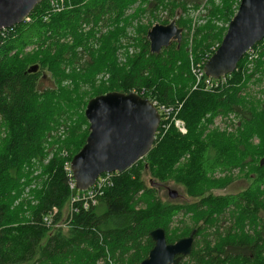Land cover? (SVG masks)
Masks as SVG:
<instances>
[{"label":"trees","instance_id":"1","mask_svg":"<svg viewBox=\"0 0 264 264\" xmlns=\"http://www.w3.org/2000/svg\"><path fill=\"white\" fill-rule=\"evenodd\" d=\"M56 1L63 2L62 12L51 14L44 21L49 8V0H44L35 6L28 21L7 30L6 37L0 40V264H96L107 255L118 264H139L153 247L149 233L157 228L165 231L170 244L196 230L191 252L179 264H264V166L259 165L264 156V103L245 100L236 86L223 92L194 90L188 94L193 79L184 39L179 46L172 42L160 53L152 54L144 30L137 40L139 52L119 66L114 44L124 29L117 27L101 35L99 48L90 51L87 44L94 39L93 27L109 20L118 23L130 5L151 0ZM237 2L221 0L216 6L208 0L209 20L196 29V63L206 55L211 42H220L223 37L225 30L214 21L229 23ZM155 4V8L167 11L169 17L178 8L183 13L188 11L186 4L178 0H156ZM82 24L92 25L93 29L85 33ZM189 24L187 18L176 20L182 28ZM67 34L72 36V44L59 43V38ZM79 46L88 50L90 62L77 71L73 66L79 60ZM29 48L37 51L24 55ZM35 65L37 71L27 73ZM45 70L56 88L39 91L38 82ZM100 72H107L109 80L94 87V78ZM236 75L231 74L234 82ZM65 81L69 84L63 85ZM85 85L91 87V92L83 90ZM141 88L150 90L159 104L170 105L185 99L179 117L187 128L186 135L171 127L144 158L115 178L97 207L75 214L65 232L41 225V217L52 208L61 216L70 197L59 155L37 178L46 177L41 189L33 193L36 205L23 202L14 206L22 192L24 167L45 156L48 136L61 121L69 128L60 144L73 157L89 133L84 116L88 100L108 92L127 94ZM142 97L150 98L149 93ZM221 112H236L240 116L241 128L236 135L216 131L205 134L201 120ZM253 137L259 139L257 146L251 144ZM182 158L185 162L180 163ZM247 167L251 174L245 190L234 195L211 193L212 189L225 188L232 182L230 178L212 179L217 170ZM146 168L156 184L173 181L198 201L181 204L161 200L157 189L146 187L141 179ZM137 203L142 207L137 208ZM181 212L191 213L192 226L182 223V227L171 229L173 218ZM227 212L232 222L222 233L218 224ZM27 213L32 219L24 222ZM208 230L211 232L207 233ZM229 249L245 253L231 254Z\"/></svg>","mask_w":264,"mask_h":264},{"label":"water","instance_id":"2","mask_svg":"<svg viewBox=\"0 0 264 264\" xmlns=\"http://www.w3.org/2000/svg\"><path fill=\"white\" fill-rule=\"evenodd\" d=\"M44 0H0V31L22 23ZM149 50L158 54L175 41L182 29L174 21L154 25L147 32ZM264 39V0H240L237 12L216 51L203 66L206 76L218 79L236 70L245 53ZM38 66L28 69L36 72ZM84 116L89 133L82 148L72 157L71 169L80 191L91 187L103 173H123L152 149L160 117L151 102L135 92H108L88 100ZM264 166V156L259 161ZM170 199L177 198L169 191ZM196 230L174 243H167L165 231L152 230L153 247L139 264H179L191 252Z\"/></svg>","mask_w":264,"mask_h":264},{"label":"rangeland","instance_id":"3","mask_svg":"<svg viewBox=\"0 0 264 264\" xmlns=\"http://www.w3.org/2000/svg\"><path fill=\"white\" fill-rule=\"evenodd\" d=\"M163 1H165V3H168V1L170 0H163ZM178 1L186 4V7L188 9L187 13H183L181 9L178 8L175 10L174 16L169 17L167 14V11L163 10L161 7H159L158 9L155 8L157 7L155 4L156 0H151L149 3L137 1L133 3L132 5H130L125 10L124 15L122 16V20L119 21L118 23H114L109 20L106 23L99 22L96 27H93L92 25L82 24V29H83V32L85 33L87 32L89 33V31L95 28L94 39L91 40L89 44H87V47L90 49L91 52L94 50H97L100 46L98 43V39L100 38L101 35L111 33L117 27L123 28L124 34H121L119 36L117 43L111 44V45L114 44V46L116 47L115 54H116V60H117L118 65L123 66L126 64L128 57H131L132 55L139 52V48L137 47V40H139L144 30L146 33L145 38L148 41L147 32L154 25H157V24L168 25L172 21H174L176 24V20H178L179 18H183V19L187 18L190 20V24L188 26H186L185 28H182L177 25V27L182 29V39H184L185 44H186V54H187V59L189 61L190 55L194 57L193 47H194L196 29L200 26H203L207 22V20H209L208 0H178ZM213 1L216 6L220 5L221 0H213ZM239 2L240 0H238L237 2L235 13L237 12ZM165 21H168V24H164ZM214 23L219 28H223L225 30L223 34V37H224L229 23L224 24L219 21H214ZM58 41L59 43H62V44L71 45L73 42V39H72V36L67 34L59 38ZM221 41L211 42L209 49H208L209 51L205 50L204 54L206 55L202 57V60L199 63H201L209 54L211 56L216 51V49L219 47ZM173 43L177 44L175 41H173ZM36 51H37L36 49L29 48L25 50L24 55H30ZM77 53L79 54V60L74 64L73 67L77 71H80L87 67L86 65L90 62V55L88 54V50H85L84 46H79L77 48ZM210 56H208V58ZM245 63H246V60L244 59L242 65L239 67L238 72H236L237 74L235 78L236 82H234V77L230 76L227 79V84L223 88H219L216 91H210L207 93L220 92V91L223 92L224 90L228 89L230 86H236V88L240 90L239 95L242 98L250 102L263 104L264 103V45L260 46L258 56L251 63V66L243 70ZM69 70L70 68L67 67L66 72H68ZM41 75L42 76H40V80L38 82V87H37L39 91L56 88L53 82V79L50 76V73H48L45 70L42 72ZM108 80H109V74L107 72H100L94 78V87H98L99 85L103 83H107ZM68 84H69L68 81H65L63 83V85H68ZM192 89H193V81L191 80L190 89H189L188 94L192 92ZM83 90L87 92H91V87L88 85H85L83 86ZM140 90L144 91L145 94L149 93V97L152 99H155L158 102L157 98L154 95H151L150 90L141 88L137 91H140ZM137 91L131 90L130 92H137ZM184 100L183 101L176 100L173 104L167 105L168 107L173 108L172 115L176 116V118L180 120L182 119L179 117V114L184 104ZM215 119H219L221 123L219 125H215L214 124ZM201 124L206 128L205 134L211 131H216L218 133L225 134V135H236L241 128V118L236 112H224V113L221 112L215 115H206L205 118L201 120ZM88 127H89V124H88ZM68 128L69 126H67L66 122L61 121L60 125L56 127L55 129H53L50 133V136H48L49 138L47 139V142L45 144V156L42 159H33L28 166L24 167V177L20 181L22 183L21 185L22 192H21L20 197L15 200L14 206L22 204L23 202L24 203L30 202L32 206H35L36 200L33 198L34 196L33 193L36 190L41 189L43 180L46 178V177L45 178L43 177V179L37 180V178H39L41 175L43 176V172H42L43 168L49 164V162L55 157V155H59V157L63 160V162L65 160V158L62 156L63 153H67L68 157H72L70 152L66 148L61 147V144H60L67 137ZM174 129L176 128L174 127ZM176 131L178 132L177 129ZM159 135L160 136L162 135V131L160 132ZM160 141H157V142L155 141L154 146L157 145V143ZM251 144L253 146H257L259 144V139L257 137H253L251 139ZM183 162L185 161L182 158L180 160V163H183ZM250 174L251 172L249 171V167L245 168L244 170L240 168L219 169L214 174L211 175V178L214 180H223V179L230 178L232 179V182L225 188L212 189L211 193H213L214 195L237 194L245 190L250 184V178H248ZM141 179L144 182L146 187L148 188L152 186L155 187L157 189V196L163 201L172 200L170 199L168 195L169 191H175L177 193V198L173 199L172 201H176L181 204H194L198 201L197 198L188 196L185 192L184 187L178 184H175L173 181L156 184L158 183L156 182L157 180L151 177L147 168L142 171ZM137 205H138L137 208L142 207L140 203H137ZM65 209H66V206L64 208V211ZM25 217H26V220L24 222H29L32 219V215H30L29 213H27ZM230 217H231L230 212L229 213L227 212L223 215V218L219 221L218 225L220 228L218 230H220L222 233L224 232L223 230L224 227L231 225L230 222H232V220ZM182 223L189 227L192 226L193 222L191 218V213L183 214L181 212L177 214L173 218V221L170 224L171 229L175 227H182ZM199 224H201V221L199 222ZM68 229L70 228L64 227L61 230L65 232ZM208 232H211V231L208 230L207 233ZM209 237H210V240L213 239L210 233H209ZM237 252L245 253L244 250L229 249V253L231 254H234ZM112 260H113V264H118L116 263L115 259H112ZM98 261L96 262V264H99Z\"/></svg>","mask_w":264,"mask_h":264},{"label":"built area","instance_id":"4","mask_svg":"<svg viewBox=\"0 0 264 264\" xmlns=\"http://www.w3.org/2000/svg\"><path fill=\"white\" fill-rule=\"evenodd\" d=\"M63 10L64 6L62 1L57 2L56 0H49V8L43 18L44 21L47 20L51 14H57ZM28 19L29 18L27 17L25 20L28 21ZM12 28L13 27L1 30L0 40L4 39L6 37L5 32L7 30H12ZM262 45H264V39L261 42L255 44L245 53L243 58L246 60V63L243 70L251 66V63L257 58L260 46ZM207 59L208 56L201 63H195L192 55L189 56V72L193 79L192 91L200 90L207 93L210 91H216L219 88H223L227 84V79L231 76V74L238 72L239 70V68L236 67V70L231 74H227L218 79L210 78L206 76L203 71V66ZM137 94L142 97L144 91H141ZM147 100H149L151 104L157 109L160 117V122L154 136V143L155 141H160L171 127H175L182 135L187 133L184 122L172 115L173 108L164 104H159V102H157L155 99L148 98ZM220 123L221 121H219V119H215V125H219ZM161 131L162 135L160 136L159 134ZM62 156L65 158L62 167L67 178L70 197L66 204V209L61 216L58 215V210L56 208H52L41 217V225L51 230H61L64 227L70 228L71 221L75 214L80 212H88L97 207L101 197L104 195V192L113 186L115 178L120 174L118 172L103 173L95 180L91 187L84 191H80L76 187L70 165L72 157H68L67 153H63ZM99 264H113V261L107 255L105 260L99 261Z\"/></svg>","mask_w":264,"mask_h":264}]
</instances>
